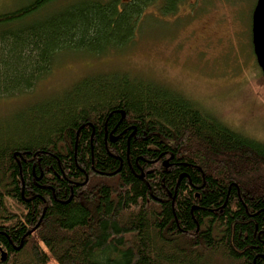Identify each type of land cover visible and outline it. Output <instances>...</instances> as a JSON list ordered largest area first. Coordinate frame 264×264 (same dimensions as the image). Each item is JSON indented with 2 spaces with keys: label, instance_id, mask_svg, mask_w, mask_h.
<instances>
[{
  "label": "trees",
  "instance_id": "obj_1",
  "mask_svg": "<svg viewBox=\"0 0 264 264\" xmlns=\"http://www.w3.org/2000/svg\"><path fill=\"white\" fill-rule=\"evenodd\" d=\"M181 1L70 0L52 12L61 0H31L0 13V100L31 92L66 53L129 47L149 7L172 15ZM51 258L264 264V141L123 71L0 117V264Z\"/></svg>",
  "mask_w": 264,
  "mask_h": 264
},
{
  "label": "rangeland",
  "instance_id": "obj_2",
  "mask_svg": "<svg viewBox=\"0 0 264 264\" xmlns=\"http://www.w3.org/2000/svg\"><path fill=\"white\" fill-rule=\"evenodd\" d=\"M28 1L0 0V13ZM68 1L50 9L59 11L55 9ZM256 2L182 0L172 15L151 6L129 47L96 58L64 54L31 92L0 100V117L11 118L21 108L62 94L87 74L123 71L165 84L229 126L264 141V76L253 50L251 28ZM48 264L58 263L51 258Z\"/></svg>",
  "mask_w": 264,
  "mask_h": 264
},
{
  "label": "water",
  "instance_id": "obj_3",
  "mask_svg": "<svg viewBox=\"0 0 264 264\" xmlns=\"http://www.w3.org/2000/svg\"><path fill=\"white\" fill-rule=\"evenodd\" d=\"M252 39L256 61L264 76V0H257L252 13ZM6 253L2 252L1 260H5Z\"/></svg>",
  "mask_w": 264,
  "mask_h": 264
}]
</instances>
